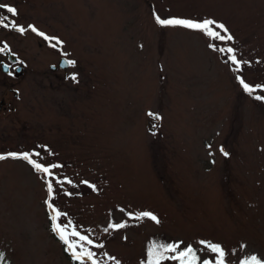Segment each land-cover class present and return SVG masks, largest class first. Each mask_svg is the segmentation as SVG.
Returning a JSON list of instances; mask_svg holds the SVG:
<instances>
[{
	"label": "rangeland",
	"instance_id": "obj_1",
	"mask_svg": "<svg viewBox=\"0 0 264 264\" xmlns=\"http://www.w3.org/2000/svg\"><path fill=\"white\" fill-rule=\"evenodd\" d=\"M72 2L89 35L86 51L84 34H75L84 61L77 79L29 70L24 114L0 116V154L29 152L63 166L48 177L23 159L0 160V249L11 264H92L69 258L52 231L49 179L52 203L67 214L59 222L94 241L83 243L99 264H115L109 256L146 264L154 241L191 244L201 260L215 255L201 240L220 244L228 264L264 259V101L255 99L264 87L249 94L237 79L264 85V0ZM50 4L65 26L74 24L67 0ZM155 15L211 18L234 39L162 26ZM226 47L247 62L238 71L218 50ZM65 177L74 183L61 187ZM144 211L160 222L135 218Z\"/></svg>",
	"mask_w": 264,
	"mask_h": 264
},
{
	"label": "flooded vegetation",
	"instance_id": "obj_2",
	"mask_svg": "<svg viewBox=\"0 0 264 264\" xmlns=\"http://www.w3.org/2000/svg\"><path fill=\"white\" fill-rule=\"evenodd\" d=\"M50 1L55 3L57 0H0V5L6 4L17 9V14H13L7 8L0 7V18H3L4 24L7 25H0V49H3L0 51V116L6 112L15 113L16 116L24 114L23 83L29 70L38 74L47 66L50 71L61 72L64 78L72 79V76L76 75V66L83 65V59L76 55L75 44V34L78 31L84 34L83 46L88 50L87 25L83 26L84 19L79 16H83V8L81 5L79 6L82 9L75 7L72 0H67L73 14L68 19L74 24L65 26L63 16L59 18L61 12L56 5H51ZM75 13L78 27H75ZM29 25L35 26L48 37L58 39H45L33 32ZM21 26L25 28L23 33L18 30ZM53 44L56 47H53ZM63 59L64 63L69 60L76 63L62 66Z\"/></svg>",
	"mask_w": 264,
	"mask_h": 264
},
{
	"label": "snow or ice",
	"instance_id": "obj_3",
	"mask_svg": "<svg viewBox=\"0 0 264 264\" xmlns=\"http://www.w3.org/2000/svg\"><path fill=\"white\" fill-rule=\"evenodd\" d=\"M0 7L7 8V10L10 13L17 14V9L14 7H11L9 5H0ZM155 20L159 25L162 26H181L187 29L192 30H198L204 34H206L209 37H212L213 39L220 40V41H231L234 39V37L229 32V29L223 24L220 23L214 19L211 18H205L203 20H193V19H186V18H178V17H171V18H161L159 15H155ZM0 25L7 26L4 24V19L0 18ZM15 27V24H13ZM29 28L33 32H37L38 35L41 37H44L48 40H55L58 38L55 37H48L45 33L39 32L35 26L29 25ZM222 30L223 34L221 31ZM18 30L23 33L25 31L24 27H19ZM62 43V41L60 42ZM213 48H216V45H210ZM53 47H56L55 44H53ZM3 49H0L2 51ZM221 52H226L229 54V60L236 65V67L233 69V71H238L240 67L247 63L245 61H241L236 56V50L232 47H226V48H219L218 49ZM70 65H74L76 62L69 60L67 62ZM72 79L75 81L77 79L76 75L74 74L72 76ZM239 79L240 84L243 86L244 91L248 92L249 94L254 93L256 88L264 87V85H256L253 87L252 85L246 83L242 77H237ZM255 99L264 101V96H256ZM149 116L153 117L154 119H160L159 116L155 113H148ZM223 154L225 156L228 155L227 152H224L223 149H221ZM36 156H39L40 153L36 152ZM13 158V159H23L24 161H27L29 164H31L37 171L45 173L48 177L54 176L53 169L63 167L59 164H51L50 166H45L44 164L38 163L35 159H33V153L29 152H9L6 155L0 154V160H5L7 158ZM57 182L63 186L64 183L67 184H73L74 182L68 178L65 177L63 180H57ZM81 183L89 184L88 181H81ZM93 189H95V185H90ZM47 191L49 195V199L45 201L47 207L51 209V216L50 219L53 221L52 223V231H54L61 241L67 245V250L71 251L73 254V258L77 261H83L85 258H88L89 260H92V264H99V262L94 259L95 253L92 252L90 249L85 247V244L83 242H86L88 245H92L94 241L90 239L87 235L82 234L80 231L77 230L76 226L69 221L67 224H61L60 218L62 216H66V213L61 212L58 208L54 206L52 203V197L55 194L54 185L52 182V179H49L47 182ZM66 195L71 196V192H67ZM129 216H133L132 213H129ZM136 219H143V218H150L152 221L159 223L158 217L153 214L152 212L144 211L139 212L135 214ZM126 227V223H120V224H110L109 228L111 229H120ZM109 228H105L104 231L107 232ZM70 237H77L78 239L73 240ZM181 244H183L182 241L180 242H174V243H157L152 242V244L149 246L147 250V256L148 260L146 264H161L164 260H174L179 261V264H228L226 260L227 253L225 252L224 248L220 244L212 243L209 241L201 240L199 241L200 245H204L208 251L215 254L214 258L204 259L201 260V257L198 255L197 248L193 247L191 244L183 247L181 249ZM82 249L81 251H78L77 248ZM97 247H103L102 244L97 245ZM200 251H204V249H200ZM167 253H175L174 255H167ZM106 255V254H105ZM109 260L115 261V264H120L119 260H116L115 257H108ZM4 260V253L0 252V261ZM241 264H264V259L256 256L251 255L248 257H245L244 260L241 262Z\"/></svg>",
	"mask_w": 264,
	"mask_h": 264
},
{
	"label": "trees",
	"instance_id": "obj_4",
	"mask_svg": "<svg viewBox=\"0 0 264 264\" xmlns=\"http://www.w3.org/2000/svg\"><path fill=\"white\" fill-rule=\"evenodd\" d=\"M64 250H65V253L69 256V258H73L72 254L67 250L66 248V245L64 244ZM0 252H3L4 253V260L3 261H0V264H11V262L9 261V259L6 257V254L4 252V250H1L0 249ZM74 261H77L75 259H73Z\"/></svg>",
	"mask_w": 264,
	"mask_h": 264
},
{
	"label": "water",
	"instance_id": "obj_5",
	"mask_svg": "<svg viewBox=\"0 0 264 264\" xmlns=\"http://www.w3.org/2000/svg\"><path fill=\"white\" fill-rule=\"evenodd\" d=\"M62 65H65V64L62 63Z\"/></svg>",
	"mask_w": 264,
	"mask_h": 264
}]
</instances>
